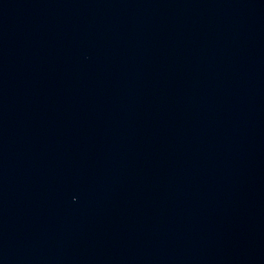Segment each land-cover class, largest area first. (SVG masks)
<instances>
[{
    "label": "water",
    "instance_id": "95a60500",
    "mask_svg": "<svg viewBox=\"0 0 264 264\" xmlns=\"http://www.w3.org/2000/svg\"><path fill=\"white\" fill-rule=\"evenodd\" d=\"M0 264H264V0H0Z\"/></svg>",
    "mask_w": 264,
    "mask_h": 264
}]
</instances>
